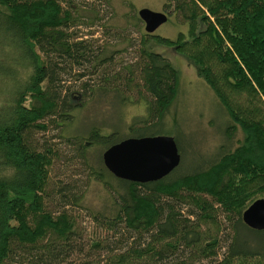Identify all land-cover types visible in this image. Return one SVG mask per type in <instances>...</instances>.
<instances>
[{
	"label": "trees",
	"instance_id": "trees-1",
	"mask_svg": "<svg viewBox=\"0 0 264 264\" xmlns=\"http://www.w3.org/2000/svg\"><path fill=\"white\" fill-rule=\"evenodd\" d=\"M74 1L0 0V264H264V231L241 218L264 199V0H171L186 33L175 40L147 34L138 61L123 67L146 115L125 129L121 112L119 131L101 123L85 133L73 127L88 83L83 93L66 91L64 76L86 63L96 70L111 57L78 39ZM150 42L180 52L228 120L225 143L200 165L181 161L163 179L139 184L113 177L102 154L166 126L179 74ZM107 79L97 86L100 98L109 91ZM117 87L113 98L122 103ZM49 128L70 130L60 137L82 157L97 147L90 176L104 196L99 209L85 208L103 231L96 239L85 241L66 209L79 204L73 186L49 187L55 151L46 142L38 147L35 137ZM237 131L242 138L231 149ZM46 200H58L60 209L47 210ZM219 213L230 230L220 259Z\"/></svg>",
	"mask_w": 264,
	"mask_h": 264
},
{
	"label": "rangeland",
	"instance_id": "rangeland-1",
	"mask_svg": "<svg viewBox=\"0 0 264 264\" xmlns=\"http://www.w3.org/2000/svg\"><path fill=\"white\" fill-rule=\"evenodd\" d=\"M73 3L79 8L75 16L79 15L77 19L80 25L73 30L76 31L78 39L89 42L97 55L103 53L111 57L96 70L91 64L86 63L82 67H75L71 76H64L63 86L66 91L83 93V84L88 83L84 98L85 105L75 112L78 122L73 129L85 133L91 125L99 126L105 123L110 127L106 129L119 131L122 128L121 112L124 117L123 127L126 129L137 117L146 115L144 100L137 95V90L132 85L125 84L126 76L123 71V67L138 61L140 49L143 47L142 41L147 38L144 24L138 18L137 11L147 8L168 14L167 22L154 32V36L175 40L178 33H186V24L174 13V4L171 0H111L109 5L90 0H75ZM150 45L153 51L165 57L179 74V89L166 117V126L159 127L156 135L172 136L182 157L181 161L188 168L191 164L198 166L204 157L214 154L218 147L225 143L222 131L225 129V120H228L226 113L224 116L213 92L202 79L198 78L195 68L180 52L153 42H150ZM92 71L95 74L88 75ZM83 73L87 75L79 77ZM104 77L110 81L107 83L105 80L109 91L100 98L97 86ZM113 78L118 80L114 81ZM116 87L120 90L122 103L119 99L113 98ZM123 130L122 134L125 135ZM60 133L64 132L58 128H49L46 133H38L35 136L38 139V147L46 142V145L55 151L48 170L49 187L58 183H69L73 186V193L78 197L79 204L68 205L66 209L76 220L78 232L84 240L96 239L103 235V231L88 217L89 212L85 208L99 209L102 205L101 198L104 196L102 187L93 182L90 176V170L98 166L95 158L97 147L88 151L86 157H82L78 149L60 137ZM69 133L72 132L67 130L66 134ZM241 138V133L237 131L232 138L231 149L237 146ZM45 205L49 211H58L61 204L58 200H46ZM218 219L222 230L218 235L220 236L218 259H220L224 252V240L230 230L221 213L218 214ZM244 237L256 241L251 234L246 233Z\"/></svg>",
	"mask_w": 264,
	"mask_h": 264
},
{
	"label": "water",
	"instance_id": "water-1",
	"mask_svg": "<svg viewBox=\"0 0 264 264\" xmlns=\"http://www.w3.org/2000/svg\"><path fill=\"white\" fill-rule=\"evenodd\" d=\"M145 33L154 32L168 20L167 13L147 8L137 11ZM106 170L116 179L133 183L156 182L179 167L181 155L175 139L168 135L127 138L102 154ZM242 222L249 229L264 231V199L252 202L242 213Z\"/></svg>",
	"mask_w": 264,
	"mask_h": 264
},
{
	"label": "flooded vegetation",
	"instance_id": "flooded-vegetation-1",
	"mask_svg": "<svg viewBox=\"0 0 264 264\" xmlns=\"http://www.w3.org/2000/svg\"><path fill=\"white\" fill-rule=\"evenodd\" d=\"M168 15V14H167Z\"/></svg>",
	"mask_w": 264,
	"mask_h": 264
}]
</instances>
